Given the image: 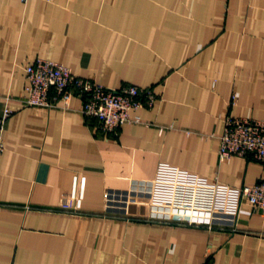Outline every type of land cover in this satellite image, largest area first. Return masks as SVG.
<instances>
[{
    "label": "crops",
    "instance_id": "obj_1",
    "mask_svg": "<svg viewBox=\"0 0 264 264\" xmlns=\"http://www.w3.org/2000/svg\"><path fill=\"white\" fill-rule=\"evenodd\" d=\"M37 57L157 98L116 133L77 96L28 106ZM5 107L0 264H264V211L240 191L264 161L219 158L224 115L264 119V0H0ZM178 182L213 185L212 211H174Z\"/></svg>",
    "mask_w": 264,
    "mask_h": 264
},
{
    "label": "built area",
    "instance_id": "obj_2",
    "mask_svg": "<svg viewBox=\"0 0 264 264\" xmlns=\"http://www.w3.org/2000/svg\"><path fill=\"white\" fill-rule=\"evenodd\" d=\"M27 2L28 0H22ZM26 105L52 108H68L74 96L82 100L81 111L88 118L99 121L105 132L116 133L125 123L138 121L132 112L142 106L151 107L157 94L152 87L125 84L120 88L106 86L90 79L77 76L68 65L37 57L25 68ZM13 110L5 107L0 112V155L5 150L3 133ZM235 156L264 161V119L224 115V128L220 135V160ZM85 176L73 179L71 197L80 206L84 196ZM241 200L255 209L264 211V179L241 189ZM216 189L213 185L191 182L175 183L171 195V208L185 215L210 213L215 202ZM207 264V261L202 263Z\"/></svg>",
    "mask_w": 264,
    "mask_h": 264
}]
</instances>
